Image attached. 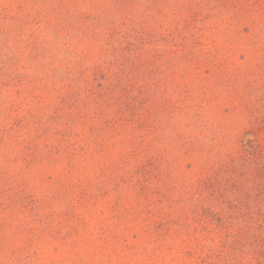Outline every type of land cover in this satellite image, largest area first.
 <instances>
[{
  "label": "rangeland",
  "instance_id": "rangeland-1",
  "mask_svg": "<svg viewBox=\"0 0 264 264\" xmlns=\"http://www.w3.org/2000/svg\"><path fill=\"white\" fill-rule=\"evenodd\" d=\"M263 97L264 0H0V264H264Z\"/></svg>",
  "mask_w": 264,
  "mask_h": 264
},
{
  "label": "trees",
  "instance_id": "trees-1",
  "mask_svg": "<svg viewBox=\"0 0 264 264\" xmlns=\"http://www.w3.org/2000/svg\"><path fill=\"white\" fill-rule=\"evenodd\" d=\"M259 102L260 106L257 105V114L255 115L254 123L256 125V128L255 130L247 133V136L255 135L256 130H259L261 132L263 131V134L260 137L261 140L252 150H245L239 157H232L228 161H226V163L222 164V169L220 168L219 174L220 177H222V171H225L226 174L228 172L234 174L237 172H245L246 181L245 184H243L245 189L256 191L258 192V195L264 197V97L259 99ZM261 103H263V106H261ZM235 176L236 175H234L233 177ZM226 182H229L228 179L226 180ZM226 182L224 189L222 188L223 190H219L221 194H224L229 190V184ZM221 186L223 187V185ZM213 197L214 193L213 195L208 194L207 200H210ZM207 200H203V202L205 203V201ZM202 206L203 205L200 204V207ZM255 241L257 244H259L260 248L258 250H255L254 254L264 261V234L263 239L257 238Z\"/></svg>",
  "mask_w": 264,
  "mask_h": 264
}]
</instances>
